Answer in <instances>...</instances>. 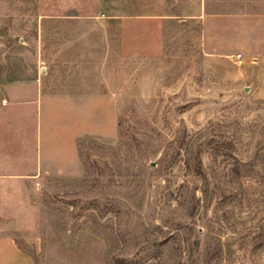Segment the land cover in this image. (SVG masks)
<instances>
[{"label": "rangeland", "instance_id": "rangeland-1", "mask_svg": "<svg viewBox=\"0 0 264 264\" xmlns=\"http://www.w3.org/2000/svg\"><path fill=\"white\" fill-rule=\"evenodd\" d=\"M38 78L35 264H264V0H0V89Z\"/></svg>", "mask_w": 264, "mask_h": 264}, {"label": "crops", "instance_id": "crops-1", "mask_svg": "<svg viewBox=\"0 0 264 264\" xmlns=\"http://www.w3.org/2000/svg\"><path fill=\"white\" fill-rule=\"evenodd\" d=\"M46 93L39 78L26 84L10 83L0 89V184L34 178L46 159H50ZM11 196L10 189L0 188V212L18 211ZM0 264H35L1 224Z\"/></svg>", "mask_w": 264, "mask_h": 264}]
</instances>
